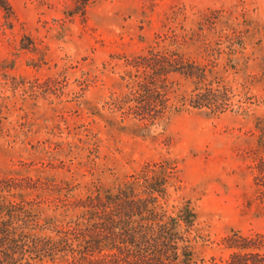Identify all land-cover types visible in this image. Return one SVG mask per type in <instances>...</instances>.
Instances as JSON below:
<instances>
[{
	"label": "rangeland",
	"instance_id": "374dc122",
	"mask_svg": "<svg viewBox=\"0 0 264 264\" xmlns=\"http://www.w3.org/2000/svg\"><path fill=\"white\" fill-rule=\"evenodd\" d=\"M8 1L0 176L29 184L22 194L46 232L75 218L68 200L166 162L170 207L189 202L198 214V264H224L233 233L260 237L264 251V0ZM150 51L213 68L246 111H183L147 128L123 120L113 100L129 92L132 60ZM168 80L176 95L192 90L180 76Z\"/></svg>",
	"mask_w": 264,
	"mask_h": 264
},
{
	"label": "trees",
	"instance_id": "16d2710c",
	"mask_svg": "<svg viewBox=\"0 0 264 264\" xmlns=\"http://www.w3.org/2000/svg\"><path fill=\"white\" fill-rule=\"evenodd\" d=\"M0 8L8 18L13 14L8 0H0ZM130 65L136 71L126 75L129 92L113 100L112 109L142 128L173 113L223 114L249 105L234 100L213 68L175 51H150ZM171 75L192 90L176 95ZM256 129L264 147V118ZM172 171L166 162L147 164L116 189L68 200L65 207L76 212L75 218L48 228L50 233L22 194L29 184L0 176V264H198V214L189 202L170 207ZM224 241L232 251L224 264H264L260 237L233 233Z\"/></svg>",
	"mask_w": 264,
	"mask_h": 264
}]
</instances>
